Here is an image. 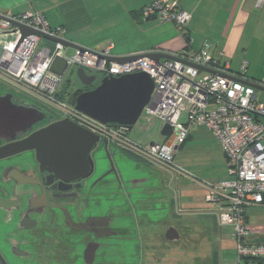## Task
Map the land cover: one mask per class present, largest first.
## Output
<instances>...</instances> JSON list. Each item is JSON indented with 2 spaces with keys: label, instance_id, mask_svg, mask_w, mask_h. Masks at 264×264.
<instances>
[{
  "label": "built area",
  "instance_id": "1",
  "mask_svg": "<svg viewBox=\"0 0 264 264\" xmlns=\"http://www.w3.org/2000/svg\"><path fill=\"white\" fill-rule=\"evenodd\" d=\"M141 18L170 22L184 35L190 14L174 0H151L142 7ZM17 25L34 32L23 36ZM36 32L63 39L65 28L51 27L41 12L0 15L1 81L25 97L45 102L57 115L69 116L92 133L107 136L136 155L179 173L183 171L173 162V153L185 142L192 126L207 127L226 156L229 179L216 184L202 182L206 200L217 205L219 224L232 228L238 261L264 258V240L252 237L247 225L248 208L264 201V90L252 86L264 84L246 77L244 63L239 71L231 70L224 53H213L207 41L196 50L185 47L172 53V59L156 62L140 56L120 63L110 60L111 45L100 50L78 47L66 54L62 43L50 47ZM56 57L65 58L62 74L51 70ZM78 68L102 77L139 71L149 74L154 87L143 108L148 115L144 119L169 125L170 134L163 142L146 143L131 139L123 128L109 127L76 110L60 92L65 75Z\"/></svg>",
  "mask_w": 264,
  "mask_h": 264
},
{
  "label": "crops",
  "instance_id": "2",
  "mask_svg": "<svg viewBox=\"0 0 264 264\" xmlns=\"http://www.w3.org/2000/svg\"><path fill=\"white\" fill-rule=\"evenodd\" d=\"M150 1L0 0V15L8 11L13 14L29 11L41 12L51 27L65 28L63 41L66 54L72 53L78 47L100 50L111 45L110 60L118 62L117 58L123 56L151 53L171 55L182 51L187 45L186 39L172 23L163 22L157 18L147 20L141 18L142 7ZM174 1L182 10L190 14V19L186 24V32L190 37L188 43L190 48L198 49L204 41H208L212 45L213 53L217 51L224 53L230 69L238 71L244 63L246 77L264 84V71L258 70L259 67L264 66V0ZM43 40L53 47L52 40L47 38ZM156 121L159 122L156 119L146 122L147 125L141 131L146 135L156 132ZM137 136L132 137L145 142L141 136L140 138ZM163 137L165 140L166 137ZM194 146L199 151L203 150L201 152L203 155L199 157L202 158V162L193 163L190 169L186 165L192 174L179 175L183 183L179 191L180 182H173L172 185L166 182L167 175H178V173L172 170L170 172L164 166L163 171L158 163L138 155L125 153L132 162H136L134 165H131L132 162L129 161H124L125 164H122L123 179L127 185H130L128 190L135 195H140L142 192L149 194L154 191L160 194L154 202L159 206L162 221L168 222L163 236L160 235L157 241L160 248L154 250L157 258L152 264H172L171 261L173 264H183L179 263L180 260L172 253L170 256L173 260L170 256H165L167 250H170L168 244L178 243L182 239L179 231L180 227L185 229L190 223L187 218L194 216L201 218L199 221L203 228H208V230L214 228L213 232L209 231L210 234L213 233L214 238L222 239L223 237V232L219 229L221 225L218 221L217 205L206 200L207 190L202 182L216 184L229 179L227 159L219 141L205 126L191 127L186 141L178 149L182 147L183 152L190 153L189 151ZM178 162L185 165L183 155L180 156ZM149 183H152L154 188H148ZM160 183L159 188L155 186ZM150 203L152 204V201H144L145 205ZM170 214H173L172 221L167 220ZM168 225H173L172 227L176 229L179 235L177 239L169 240L165 237ZM217 226H219L218 231ZM258 238L264 240V237ZM149 242L144 239L140 264H147L146 250L148 249L145 247ZM163 242L166 244L163 245ZM203 256L208 261L209 259L212 261L210 255L204 254Z\"/></svg>",
  "mask_w": 264,
  "mask_h": 264
},
{
  "label": "flooded vegetation",
  "instance_id": "3",
  "mask_svg": "<svg viewBox=\"0 0 264 264\" xmlns=\"http://www.w3.org/2000/svg\"><path fill=\"white\" fill-rule=\"evenodd\" d=\"M81 86L82 90L89 89ZM26 98L29 100L0 80V101L8 99L17 104L22 99L43 111V118L25 134L0 137V264H140L145 233L157 231L163 222L154 202L160 194L154 191L135 195L123 179L126 192H122L123 198L116 197L120 187L110 181L107 151L110 145H116L124 154H136L96 134L100 140L91 152L95 157L91 168L68 173L50 171L37 161L34 150H18L21 147L15 144L60 119L76 122L57 115L43 101ZM89 172L87 180L83 176ZM120 173L124 174L122 166ZM148 185L154 188L152 183ZM155 186L159 188L161 183ZM98 191L107 197L100 199ZM144 201L152 204L145 205ZM71 244L74 247L68 246Z\"/></svg>",
  "mask_w": 264,
  "mask_h": 264
},
{
  "label": "water",
  "instance_id": "4",
  "mask_svg": "<svg viewBox=\"0 0 264 264\" xmlns=\"http://www.w3.org/2000/svg\"><path fill=\"white\" fill-rule=\"evenodd\" d=\"M17 26L23 36L34 32L25 26ZM36 33L53 42H60L65 46L63 39H55L39 32ZM140 56L149 59L153 58L156 62L160 58H173L165 53H151L118 57L117 61L123 63ZM65 67V58L56 57L51 65V70L57 74H62ZM76 76L81 84L89 87V89L82 90L75 96L74 108L102 124H107L117 129L123 128L126 133L132 130L140 118L143 108L151 98L154 87L152 78L144 71L120 76L106 75L97 84H94L96 76L87 74L82 68L76 70ZM252 86L257 90H264L261 85L252 84ZM42 113L43 111H40L33 103L22 101V99L17 104H11L8 99L1 100L0 137L6 138L7 134L11 133L25 134L26 130H31V126L43 118ZM170 132V126L164 124L160 133L163 136H167ZM99 140L100 138L96 134L64 118L34 131L28 137L19 141L18 144H15V147H21L18 150H34L37 161L41 165L47 166L52 172L68 173L81 169L85 171L88 167L91 168L90 165H94L95 157L91 155V152ZM103 142L106 143L105 140ZM107 152L110 153V155L107 153L110 160V181L120 187L119 193L118 190L116 192V197L121 196L123 198L124 193L122 192H126V189L120 173L121 166L125 164L124 161L132 162V160L116 145H110V151ZM134 164L136 162L131 163V165ZM90 173L83 177L88 180L91 177L89 176ZM97 194L100 199L102 196L107 197L102 191H98ZM112 196L110 195V198ZM52 208L54 209L55 207L52 206ZM44 215L45 212L43 211L40 215L41 218ZM178 236L174 227L166 230L165 237L167 239L175 240Z\"/></svg>",
  "mask_w": 264,
  "mask_h": 264
},
{
  "label": "rangeland",
  "instance_id": "5",
  "mask_svg": "<svg viewBox=\"0 0 264 264\" xmlns=\"http://www.w3.org/2000/svg\"><path fill=\"white\" fill-rule=\"evenodd\" d=\"M76 69H73L72 74L68 75V73L65 75V85H64V93H68L69 97L74 93L82 90V86L76 76L75 73ZM260 71H264V66H261L258 68ZM102 78L101 74H96V80L95 83L97 84L99 80ZM18 95L22 98L28 99L25 96H23L22 93L14 90ZM21 94V95H20ZM68 97V96H67ZM29 100V99H28ZM31 100V99H30ZM69 103V101H68ZM70 104V103H69ZM146 115L144 112L142 113V116L138 119L136 124L133 126L132 130L128 133V136L130 138H133L132 136L139 137L141 136L145 142H162L164 140V137L160 135V128L162 126L161 122H157V131L151 134H145L141 131L147 124H145L147 121L144 119ZM148 123V122H147ZM140 130V131H138ZM139 132V134H137ZM136 134V135H135ZM140 138V137H139ZM137 139L138 138H134ZM192 147V146H191ZM190 153H186L182 151V147L179 148L174 154V163L176 165H179L183 171V173H178V175H167V181L169 184H173V182H180V186L178 188V191L182 187V179L179 175H187L192 174L190 170L187 169L186 165L189 167V169L192 167V164H199L202 162V158H199L201 155H203V150L199 151L196 146H194L190 151ZM183 155V162L185 165L183 166L182 163L180 164L178 160L180 159V156ZM199 158V159H198ZM160 166V165H159ZM160 167L163 168L161 165ZM168 169V168H166ZM170 171V169H168ZM164 171V168H163ZM166 171V170H165ZM171 172V171H170ZM169 172V173H170ZM173 173V172H172ZM165 177V176H164ZM176 192L174 191V195ZM173 215V214H172ZM170 214V216L167 218V220L172 221L173 216ZM185 215V214H184ZM248 215V227L250 230V233L254 237H264V204L255 205L247 210ZM190 220V223H188V226L183 229L180 227L179 233L181 234V240L178 243L168 244L170 247V250H167V255L165 257H169L170 253H172L175 258L179 259V263L183 264H251L250 261H246L245 259H241L238 261L237 251H236V244L234 240L231 237L232 228L230 226H217V231L219 229L223 232V237L220 239V237L214 238L213 229L203 228L202 223H200L199 217H193V218H187ZM168 224V222H163L162 229L160 232V228L156 231L150 230V232H146V240L150 241L149 244L146 245L147 251V257L146 262L147 264H152L155 259L157 258L155 256V249L160 248L157 241L160 238V235L163 236V231H165V226ZM219 228V229H218ZM211 238V239H210ZM163 245L166 243H162ZM69 247H74V244L68 245ZM150 248V249H149ZM152 251V252H151ZM151 252V253H150ZM210 255L212 257V261H209L203 256V255ZM172 259V256H170ZM173 260V259H172ZM168 261V260H167ZM170 263V261H168ZM173 264V261H171Z\"/></svg>",
  "mask_w": 264,
  "mask_h": 264
},
{
  "label": "trees",
  "instance_id": "6",
  "mask_svg": "<svg viewBox=\"0 0 264 264\" xmlns=\"http://www.w3.org/2000/svg\"><path fill=\"white\" fill-rule=\"evenodd\" d=\"M143 20H147V19H143ZM187 24V23H186ZM184 35H187L186 36V42H187V45L185 46V47H187V49L188 48H190V45L188 44L189 43V39H190V37H189V35L187 34V32H186V26H185V33H184ZM183 35V36H184ZM205 42V41H204ZM203 42V43H204ZM208 42V41H207ZM202 43V44H203ZM202 46V45H201ZM200 46V47H201ZM192 49V48H191ZM196 50V49H195ZM225 60L228 62V60L226 59V57H225ZM228 64H229V62H228ZM230 67V66H229ZM245 69H246V67H245ZM232 70V69H231ZM240 70V69H239ZM238 70V71H239ZM246 75V74H245ZM81 91V90H80ZM80 91H78V92H74L70 97L68 96V94L67 93H64L65 91L63 90L62 92H60V96L62 97V98H64V99H67L69 102H74V99H75V96L80 92ZM68 96V97H67ZM193 127V126H192ZM166 137V136H165ZM186 141V140H185ZM263 204H264V201H263ZM246 261H250L252 264H264V258H250L249 257V259H247V258H244Z\"/></svg>",
  "mask_w": 264,
  "mask_h": 264
},
{
  "label": "clouds",
  "instance_id": "7",
  "mask_svg": "<svg viewBox=\"0 0 264 264\" xmlns=\"http://www.w3.org/2000/svg\"><path fill=\"white\" fill-rule=\"evenodd\" d=\"M74 103V102H73ZM143 112V111H142ZM142 116V113H141V115H140V117Z\"/></svg>",
  "mask_w": 264,
  "mask_h": 264
}]
</instances>
